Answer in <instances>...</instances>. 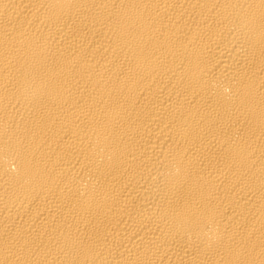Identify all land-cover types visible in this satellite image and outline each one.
Wrapping results in <instances>:
<instances>
[{"label":"bare ground","instance_id":"obj_1","mask_svg":"<svg viewBox=\"0 0 264 264\" xmlns=\"http://www.w3.org/2000/svg\"><path fill=\"white\" fill-rule=\"evenodd\" d=\"M0 264H264V0H0Z\"/></svg>","mask_w":264,"mask_h":264}]
</instances>
